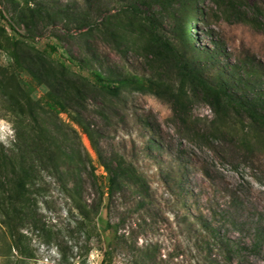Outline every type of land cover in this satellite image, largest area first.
<instances>
[{"label": "rangeland", "instance_id": "rangeland-1", "mask_svg": "<svg viewBox=\"0 0 264 264\" xmlns=\"http://www.w3.org/2000/svg\"><path fill=\"white\" fill-rule=\"evenodd\" d=\"M30 1L45 16L80 2ZM119 1L96 0L79 26L31 22L25 0H0V150L17 153L14 127L24 132L31 110L43 108L35 126L58 127L50 142L57 173L26 184L15 237L0 216V264H264V0H143L145 25L123 24L116 48L99 23L104 5ZM183 29L208 76L238 68L248 87L230 92L260 98L256 117L234 104L215 112L205 87L181 85L167 49H181ZM36 56L80 75L88 99L79 115L51 102L47 74L45 83L29 75ZM122 76L137 82L114 95L101 87ZM75 118L90 125L97 149ZM106 166L118 173L111 191ZM6 182L0 175V189L12 188ZM73 184L89 210L83 221L68 195Z\"/></svg>", "mask_w": 264, "mask_h": 264}, {"label": "trees", "instance_id": "trees-1", "mask_svg": "<svg viewBox=\"0 0 264 264\" xmlns=\"http://www.w3.org/2000/svg\"><path fill=\"white\" fill-rule=\"evenodd\" d=\"M29 14V20L31 22L41 18L48 21H52L57 18H61L65 21L86 24L91 19L90 11H92V6L97 5L96 0H80L76 2L75 10L71 8H58L56 11L48 12V16L45 14V6L43 8L41 2L25 0ZM120 3V4H119ZM108 4L104 5L105 11L103 12V18L99 23V27L103 37L107 42L112 43V45L118 48L120 45V40L122 38V25L125 23H138L140 26L145 25L144 20V1L143 0H123L118 2L114 8H109ZM74 7V8H76ZM111 9V10H110ZM50 19V20H49ZM192 21H196L195 18H189ZM196 29L197 23H196ZM180 41L182 44L181 49H167L168 51H173L172 55L178 62L179 75L181 80V85L190 82L197 85L205 87L211 95V103L215 108V112L220 111V109L226 105L234 104L252 114L256 117L258 108L263 109V104L260 98H253V100H248L246 97H234L230 91L232 89H237V84L244 85L245 88L248 87L247 83L242 82L239 77L240 73L238 68L233 66L229 69L227 73L218 72L217 75L209 76L206 74L203 65L196 60L193 61L189 52H192V46H189V37L187 29L180 30ZM203 58L211 59V55L204 54ZM48 57V56H47ZM36 56L29 57L30 62L27 66V71L30 76L34 79H38L44 82L42 79L47 74L49 80L45 83L50 93H47L49 99L52 103H55L60 107V109L69 111H75L79 115V110L84 106L88 99V92L82 84L75 82V76L79 74L71 72L68 70L67 66L63 63L56 62L47 58ZM31 65V66H30ZM230 75V76H229ZM84 82H88L86 78H82ZM100 79V78H99ZM101 87L106 89L111 93V95L117 94L120 89L126 84L136 83L135 78H129L122 76L116 78L115 80H101ZM249 82V80L247 81ZM54 95H56L54 97ZM179 95V92L175 93L173 97ZM54 97V98H53ZM55 98H58L55 99ZM55 99V100H54ZM174 99V98H173ZM178 101V99H176ZM41 110H31L28 114L30 122L27 123V128L22 132L20 128L14 127V135L16 137L17 143H13L16 147L17 153L12 149L9 150L10 154H6L4 150H0V175L6 177V183L12 182V188L0 189V216H2L3 224L7 227L8 232L15 237L17 231V224L13 222L14 219L21 220L23 210L20 205L28 201L27 196V186L34 185L35 180H38V176L45 172L50 174L57 173V165L54 162L55 150L52 149L50 142L54 138V132L57 125L54 123L52 129L45 128L41 126H35V122H38L40 115L43 113ZM81 111V110H80ZM45 112L51 114L48 118L53 120L57 117V114L53 111L45 110ZM54 115H53V114ZM53 115V116H52ZM46 116V115H45ZM79 117V116H78ZM75 122L80 126L81 131L86 134L91 140L94 149H97L94 139L92 137L93 130L90 128L89 124H84L81 118H75ZM58 128V127H57ZM75 131V130H74ZM77 135V134H76ZM97 154L99 155L98 151ZM17 157V162L13 161V157ZM101 157V156H99ZM9 171V177L3 171ZM106 170L109 173L107 177V189L111 191V188L116 183V177L118 173L111 170L110 167L106 166ZM60 172H58V175ZM76 185V184H75ZM73 184V189L68 192L69 197L75 202V207L80 211L82 221L89 217V210L87 211V205H82L78 197L74 194L77 193V187ZM4 186L0 183V187ZM74 192H73V191ZM5 193H7L5 195ZM18 205V206H17ZM261 232H258L260 234ZM220 244L222 246L228 245V242H224L223 237H220V233L217 231ZM17 239V238H16ZM242 246L234 242L233 250L241 252Z\"/></svg>", "mask_w": 264, "mask_h": 264}]
</instances>
